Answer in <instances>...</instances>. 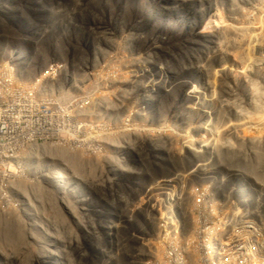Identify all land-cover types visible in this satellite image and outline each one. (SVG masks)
<instances>
[{
    "label": "rangeland",
    "instance_id": "rangeland-1",
    "mask_svg": "<svg viewBox=\"0 0 264 264\" xmlns=\"http://www.w3.org/2000/svg\"><path fill=\"white\" fill-rule=\"evenodd\" d=\"M153 3L0 0V46L6 45L16 56L25 51L36 70L58 57L78 81L77 91L69 92L74 88L63 80L61 125L52 127L57 134L47 130L45 140L52 148L40 149L51 164L41 159L43 170L38 154L29 157L30 170L48 172L40 188L14 185L24 178L12 172L9 157L0 156V247L5 249L0 251V264H44L30 240L37 235L41 236L39 242L35 240L37 245L50 250L46 264H76L78 255L99 246L101 218L107 219L118 207L124 219L121 225L139 229L137 224H143L149 208L156 201L163 202L155 194L157 189L164 196L166 192L171 196V190L175 193L174 203L180 207L174 209L172 202L167 206L172 205L169 208L176 210L181 223L191 222V212L196 216L193 210L199 207L208 224H222L226 217L243 211L236 208L244 201L235 198L232 188L236 183L258 208L255 219L262 222L252 236L260 243L254 247L264 250V0ZM141 8L150 15L142 31L128 41L125 36ZM204 27L209 32L201 37ZM209 43L210 48L216 44L218 49L198 62L197 56L203 55ZM67 100L72 102L64 104ZM196 102L201 103L200 110ZM45 107H53L52 102L47 101ZM129 145L135 148L134 154ZM60 147L65 154L75 155L74 165L63 149L60 154ZM120 152L126 168L122 179ZM58 172L65 177L59 179ZM23 174L34 182L36 176ZM81 176L93 180L82 182L90 190L78 187ZM216 181L221 189L214 190ZM48 182L55 185L54 191L45 188ZM137 185L150 191L132 202L129 194H136ZM74 188L76 196L71 195ZM37 189L44 193L37 196ZM12 190L19 197H8ZM105 190L111 198L107 199ZM114 197L120 203L114 205ZM202 197L211 199L214 209ZM112 207L115 211L111 213ZM140 207L142 212L134 215ZM45 210L48 223L40 221ZM76 215L81 216L78 222L73 218ZM150 216L158 217V212H150ZM247 220L250 218L238 222ZM13 221L18 224L11 227ZM123 227L114 231L121 240L119 254L134 251L135 246L134 239L123 236ZM80 228L89 236L79 235L83 239L75 242L74 231ZM67 230L72 232V240ZM233 234L240 237L239 229ZM243 240L238 254L246 247Z\"/></svg>",
    "mask_w": 264,
    "mask_h": 264
},
{
    "label": "built area",
    "instance_id": "built-area-1",
    "mask_svg": "<svg viewBox=\"0 0 264 264\" xmlns=\"http://www.w3.org/2000/svg\"><path fill=\"white\" fill-rule=\"evenodd\" d=\"M24 53H21V56H16L17 58L20 57L17 59V62H21L20 65L13 61L6 45L0 46V156L11 159L12 167H14L13 173L27 178L23 174L25 170L30 173L40 170H30L31 167H27L30 163L29 157L34 159L38 154L39 157L36 159L40 160L42 164L45 162L41 159H46L49 162L48 157L41 154L40 149H37L43 135L47 133L44 132L43 134L40 130L46 129L47 124L45 115L38 108L42 104L40 98L43 86L51 85V87L55 86L61 89L64 88L62 84L64 80L68 81L70 86L74 88L72 90L65 89L70 90L69 92H76L75 87L78 81L67 71L66 66H63L64 62H60L58 57L53 58L49 63L40 65L36 70L32 61L25 63L28 56L27 53ZM41 70L44 72L41 73ZM62 71H66L65 76H62ZM68 102L72 101L67 100L64 104ZM62 105L56 104L55 107L50 108L48 121L51 127L53 123L60 122ZM27 125H34V127L26 128ZM28 135L30 136L27 137ZM32 137L36 143L35 148L27 143ZM121 175L123 176V174ZM220 175L222 174L220 173ZM139 178L140 176H135V179ZM216 182L219 183V181ZM243 184L244 182L241 184L244 187ZM154 186H159L156 181ZM220 187L218 185V188ZM239 188L240 183H236L232 189L235 191L236 200H240L241 194L245 197L243 206L236 201L238 205L236 208H241L243 211L237 216L226 217L225 219L228 221L222 224H208L199 207H195L193 210L196 212V216L191 212V222L179 223L174 217L167 214V207H164L167 205L164 202H168L167 200L170 198L168 192L164 196L159 189L155 194L163 202L158 203L156 201V204L149 208L150 211L146 212V220L143 224L138 225L136 223L139 229H132L128 223L124 227L121 225L124 219L120 215L122 208L118 207L113 215L108 216V219H102V222L108 220L106 226L110 229L123 227V236L134 239V251L119 255L99 256L93 261V264H123L129 261H132V264H254L255 261L258 264H264V250L254 247L255 245L259 246L260 243L258 239L252 236L262 222L258 223V220L255 219V216L258 215V208L252 206L248 193H244V190L239 191ZM144 191L148 192L150 189L137 185L136 194H129L132 202L136 201L137 197ZM99 193L103 194L104 190ZM105 193L107 199L111 198L112 194L106 190ZM123 198L127 199L128 197L124 194ZM118 200L114 197V205L120 203ZM202 201H206L210 208L214 209L211 199L202 197ZM185 206L186 204L183 205V208L186 211ZM155 207L157 208L155 209ZM179 207L176 203V208ZM113 211H115L114 207H112L111 213ZM140 211L142 212L141 207L137 209L134 215ZM150 212H156V214L158 212V217H151ZM198 215L200 216L198 217ZM242 218H250V220L238 222ZM231 219L234 221H229ZM102 222L100 224L104 226ZM237 229H239L240 237L233 234ZM217 231H220L218 235ZM242 236L244 238H241ZM242 239H244L242 243L246 247L244 252L238 254L237 251L243 249L240 244Z\"/></svg>",
    "mask_w": 264,
    "mask_h": 264
},
{
    "label": "bare ground",
    "instance_id": "bare-ground-1",
    "mask_svg": "<svg viewBox=\"0 0 264 264\" xmlns=\"http://www.w3.org/2000/svg\"><path fill=\"white\" fill-rule=\"evenodd\" d=\"M143 1V0H142ZM155 2H157V0H154V3ZM143 3V2H142ZM153 3V4H154ZM144 4V3H143ZM212 7H213V5H211ZM7 8V7H6ZM186 9L189 11V8L188 7H186ZM210 10H213V8H210ZM216 10V9H215ZM215 12V11H214ZM149 15L150 14H148V12L144 9V8H141L140 9V16L138 17V19H137V21H136V23H134L133 25H131L130 26V29H129V31L127 32L128 33V35H126L125 36V39H127L128 41L129 40H131L130 39V37L132 38V39H135V37H136V34L138 33V32H140V31H142V29H143V27H144V23L146 22V20H147V18L149 17ZM213 17H215V13L214 14H212L211 15V19L213 18ZM209 29V28H208ZM207 29V27H204L203 29H202V36L201 37H203L206 33L208 34V32H209V30ZM130 36V37H129ZM27 38V37H26ZM27 42H30V37L26 40ZM193 42L191 41L190 42V44H192ZM209 45H210V43L208 44V46H206L205 47V51L203 52V55L202 56H197V61L198 62H200V60L201 59H204V56L205 55H207V54H211V52H213V49H218L217 48V45L215 44H213V49L212 48H210L209 47ZM27 49H28V52H30L31 51V49H30V45H27ZM33 50V49H32ZM211 50V51H210ZM25 52V51H24ZM16 53V52H15ZM11 56H12V58H13V61L14 62H17V59L18 58H20V57H16V54H13V53H11ZM30 61H32V57H26V61H25V63H29ZM60 62H62V61H60ZM17 63H19L20 65H21V62H17ZM42 72H44V70H41V73ZM74 74V73H73ZM72 74V75H73ZM66 75V71H62V76H65ZM74 76V75H73ZM190 97H188V98H190L191 99V95H189ZM61 89L60 88H57V87H55V86H52L51 87V85H45V86H43V88H42V91H41V98H40V100H41V102H42V104L40 105V109L42 110L41 111V113H43L44 115H45V122H46V124H47V127H50V128H46V129H40L41 131H42V133L44 134V132H47V130H50L51 132H53V133H56V131L52 128V127H54V125H61V122H57V123H53V125H52V127L50 126V124H49V121H48V118H49V116H50V108H46L45 107V103L47 102V101H49V102H52V104H53V107H55V105L57 104V105H61ZM105 97V96H104ZM247 97L251 100V99H253V98H251V96H248L247 95ZM253 97V96H252ZM255 99H256V97H254ZM102 100V99H101ZM250 100H249V102H250ZM99 102H100V100L98 101V104H99ZM247 102H248V99H247ZM254 104H255V101H252ZM104 103H106L107 104V102H104ZM104 103H103V105H104ZM100 104H101V102H100ZM99 104V105H100ZM196 105V107H197V109H201V108H199V106H200V104L201 103H195ZM252 104V103H251ZM253 105V104H252ZM251 105V106H252ZM102 105H100V107H101ZM108 106V105H107ZM100 107H99V109H100ZM125 110V109H124ZM116 112V111H115ZM230 125V124H229ZM250 125V124H249ZM46 134L47 133H45L44 135H43V138L40 140V143H39V145H38V148L37 149H45V148H52L51 146H50V144H48L47 142H46ZM30 135H28L27 137H29ZM54 143L55 142H52L51 144H52V146L54 147L55 145H54ZM29 145L32 147V148H35V146H36V143H35V140H32V141H30L29 142ZM155 146H157V145H155ZM62 149L63 148H61L60 147V154L62 155L63 153H64V150L65 149H63V153H61L62 152ZM134 147H132L131 145H129V150H130V152L132 153V154H134L135 152H134ZM134 152V153H133ZM65 154V153H64ZM120 155H121V158H120V160L118 159V164H119V168H118V171H120V173H119V177H121V179L125 176V174H126V168L124 167V164H123V162L125 161V159H124V154L122 155V153L120 152L119 153V157H120ZM65 158H69L70 160H71V163H72V165H74V163H75V159H76V157H75V155H73V154H71V155H69L68 153L67 154H65ZM52 161H54L53 159H52ZM42 164V163H41ZM30 165V164H29ZM43 165V170H45V164L43 163L42 164ZM60 168V167H59ZM62 168V167H61ZM60 168V169H61ZM57 170H58V168H56ZM65 169V168H64ZM63 170V169H62ZM60 171V170H59ZM65 171V170H64ZM24 173L25 174H27V175H34V176H36L35 178H34V182L32 183V182H29V181H27L26 180V178H24L23 176V178L24 179H22L21 181H19V182H17V183H13L14 185H16V186H18V187H38V188H40L41 187V184H40V181H42V180H44L45 182H46V176H47V174H48V172L47 171H45V173H44V171L42 172L41 170L40 171H38L37 173L35 172V173H30V172H28V170H25L24 171ZM60 173H61V171H60ZM108 173V172H107ZM63 174V173H62ZM121 174H123V176L121 175ZM42 176V178L41 179H39L37 176ZM57 175L59 176V179H61V177H65V176H63V175H60L59 174V172L57 173ZM220 177V176H219ZM81 178H83V179H81ZM72 179H73V181H75V179H76V177L75 176H72ZM98 179V178H97ZM69 180V179H68ZM94 180H95V178H94ZM240 180H241V178H240ZM72 181V182H73ZM93 182V180L91 181L90 179H87V177H84V176H81V177H79L78 179H77V185H78V187L79 188H82V191H84V190H90V189H84V184L82 183V182ZM241 181H243V180H241ZM49 183V184H48ZM47 184L45 183V188L46 189H52L53 191H54V189L56 188L55 187V185L54 184H51V182H48ZM64 184V183H63ZM94 185L95 186H97V184L96 183H94ZM218 185H219V183H217L216 182V184L215 185H213L214 187V190L215 189H217L218 188ZM43 187V189H44V186H42ZM70 188H73L72 186H70ZM92 189V188H91ZM211 190V189H210ZM18 191H15V190H12V191H8V194H7V196L8 197H19L18 196V193H17ZM121 193L123 192V191H120ZM36 193H38V195L37 196H41L43 193H44V191H39V189H37L36 190V192H35V194ZM170 193H172V195L171 196H169L170 198L167 200L168 202H164V203H166V204H170V202H172V203H174L175 201H176V198H177V196L175 195V193L171 190V192ZM41 194V195H40ZM55 194V193H54ZM78 194V190L77 189H72V191H71V195L72 196H76ZM105 195H106V193H105ZM29 196H31L30 194H29ZM35 196V195H34ZM118 196H119V198H123V195H120V194H118ZM241 198H242V200L244 199V201H243V203L242 204H244L245 203V198H244V196L243 195H241ZM171 203V204H172ZM174 205V209H176L175 208V203L173 204ZM169 206H171L172 207V205H169ZM169 206H167V205H164V207H167V214L168 215H170V216H172V217H174L175 219H176V221H178L179 223H181L180 222V219L178 218V216H177V214H176V210L174 211L172 208H169ZM243 206V205H242ZM48 208V207H47ZM46 208V209H47ZM50 208V207H49ZM48 208V209H49ZM52 209H49V211L50 212H52V211H54V210H52ZM46 211L47 210H45V212H43V214H41V215H39L40 216V221L41 222H46V223H48V219L44 216V214L46 213ZM238 212V211H237ZM47 213H48V211H47ZM110 215H113V214H110ZM110 215H108V216H110ZM107 216V217H108ZM79 217H81V216H79V215H76L75 217H73L74 218V220L75 221H77L78 222V220H79ZM21 218V217H20ZM101 219H104L103 217L101 218ZM108 219V218H107ZM224 222H227V220L226 221H224ZM14 223V225H11V227H14L15 226V224H18V221H13V222H11V224H13ZM103 224H104V226L103 225H101V224H99V230H100V233H99V237H102L101 239H100V241L98 242L99 243V246H97V247H93V249H91V252L90 253H87L86 255H84V254H81V255H78V257H80V259H78V257H76L77 258V263L76 264H83V262H84V264H85V261H89L90 260V262L89 263H91V264H93V261L94 260H96L97 258H99V256H109V255H112V254H114V255H119V247H120V245H121V240L119 239V237H118V234L116 235V234H114V231H118V229L120 228V227H116V228H112V229H110L108 226H106L107 225V223H106V221L105 222H102ZM91 226H94V224H92ZM32 229H34V228H32ZM37 229V228H36ZM39 229V228H38ZM81 231V228L80 229H77L76 231H74V237L76 236V234H77V239H75L74 238V241L75 242H79V240H81V239H83V238H81V239H78V236L79 235H87V237L89 236V234H88V232L85 230V231H83V232H80ZM79 232H80V234H79ZM20 233V236L21 235H23V232H19ZM96 233V232H95ZM94 233V234H95ZM220 233V231H217V235ZM66 234L67 235H70V237H69V240H72L73 239V236H72V232L70 231L69 232V230H67L66 231ZM97 234V233H96ZM98 235V234H97ZM94 236V235H93ZM40 235H39V238H38V235L36 236V238H35V240H36V242H39L40 240ZM67 238V237H66ZM30 240H31V242L34 244V245H36V247H37V256H39L38 258H40V259H42L43 260V263L44 264H46V262H49V258H48V256H49V254H50V250L48 249V247L47 246H42V245H40L39 244V246L37 245V243L35 242V240L34 239H32V238H30ZM120 243V244H119ZM35 247V248H36ZM34 248V249H35ZM122 249H123V247H121ZM5 251V249L4 248H2V247H0V251ZM86 250H87V248H86ZM28 251V250H27ZM5 254H6V252H4ZM93 253V254H92ZM103 254V255H102ZM28 255V254H27ZM92 255V256H91ZM74 256H76L75 254H74ZM1 257L4 259L5 257H6V255H4L3 253H2V255H1ZM61 257H62V255H61ZM68 257V256H67ZM35 258H37V257H35ZM18 259V258H17ZM20 261V260H19ZM22 261V260H21ZM67 262H68V260H66ZM71 262L70 263H72V260H70ZM58 264H61L60 262H58ZM74 264V263H73ZM132 264V263H131Z\"/></svg>",
    "mask_w": 264,
    "mask_h": 264
}]
</instances>
